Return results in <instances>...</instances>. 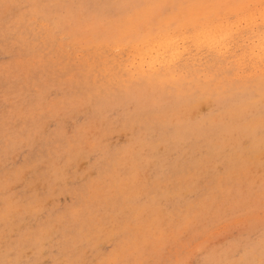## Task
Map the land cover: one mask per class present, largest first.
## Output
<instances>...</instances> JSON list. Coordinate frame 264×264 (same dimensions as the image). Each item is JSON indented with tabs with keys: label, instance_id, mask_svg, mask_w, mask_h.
Masks as SVG:
<instances>
[{
	"label": "clouds",
	"instance_id": "clouds-1",
	"mask_svg": "<svg viewBox=\"0 0 264 264\" xmlns=\"http://www.w3.org/2000/svg\"><path fill=\"white\" fill-rule=\"evenodd\" d=\"M0 264H264V0H0Z\"/></svg>",
	"mask_w": 264,
	"mask_h": 264
}]
</instances>
